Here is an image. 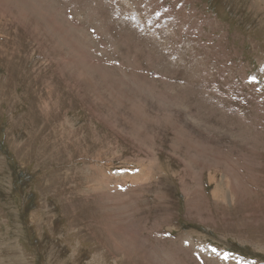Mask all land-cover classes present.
I'll list each match as a JSON object with an SVG mask.
<instances>
[{"label": "rangeland", "instance_id": "obj_1", "mask_svg": "<svg viewBox=\"0 0 264 264\" xmlns=\"http://www.w3.org/2000/svg\"><path fill=\"white\" fill-rule=\"evenodd\" d=\"M118 1L0 0V264H264V0Z\"/></svg>", "mask_w": 264, "mask_h": 264}, {"label": "bare ground", "instance_id": "obj_2", "mask_svg": "<svg viewBox=\"0 0 264 264\" xmlns=\"http://www.w3.org/2000/svg\"><path fill=\"white\" fill-rule=\"evenodd\" d=\"M123 29V28H122ZM154 77V76H153ZM198 81V80H197ZM5 84V82H3ZM156 109V108H155ZM13 139V138H12ZM14 140V139H13ZM42 149V148H41ZM211 173V172H210ZM201 178V177H200ZM212 181V180H211ZM190 204V203H189ZM193 204V203H192ZM191 205V204H190ZM195 205V204H194ZM196 206V205H195ZM125 207V206H124ZM190 207V206H189ZM207 209V208H206ZM133 236V235H132ZM180 247V246H179ZM182 247V246H181ZM184 248V247H183ZM256 248V247H254ZM259 250V249H258ZM176 258V257H175ZM180 259V258H179ZM167 262V261H166Z\"/></svg>", "mask_w": 264, "mask_h": 264}]
</instances>
